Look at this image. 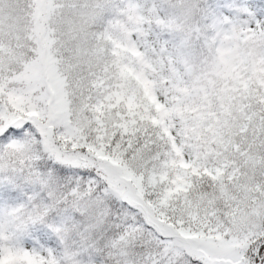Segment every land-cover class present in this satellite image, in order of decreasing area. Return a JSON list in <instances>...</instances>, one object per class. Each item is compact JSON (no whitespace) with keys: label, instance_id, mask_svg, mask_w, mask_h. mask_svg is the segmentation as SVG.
Here are the masks:
<instances>
[{"label":"snow or ice","instance_id":"snow-or-ice-1","mask_svg":"<svg viewBox=\"0 0 264 264\" xmlns=\"http://www.w3.org/2000/svg\"><path fill=\"white\" fill-rule=\"evenodd\" d=\"M0 264H264V0H0Z\"/></svg>","mask_w":264,"mask_h":264}]
</instances>
